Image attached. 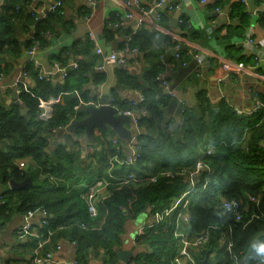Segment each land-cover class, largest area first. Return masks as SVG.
Returning a JSON list of instances; mask_svg holds the SVG:
<instances>
[{"label":"trees","instance_id":"obj_1","mask_svg":"<svg viewBox=\"0 0 264 264\" xmlns=\"http://www.w3.org/2000/svg\"><path fill=\"white\" fill-rule=\"evenodd\" d=\"M29 2L6 0L7 4L0 13V56L20 57L33 47L35 41L42 44L46 34H52L62 23L63 18L59 15L62 9L36 22L35 14L26 8ZM231 2L214 0L210 8L228 10V19L237 22L226 25L228 35L245 34L251 26L252 13L247 3ZM256 6L257 9L264 6V0H256ZM258 22L264 27V10H259ZM19 24L31 28L33 32L32 39L24 44L17 36L16 26ZM110 24L122 26L125 23L122 24L119 17L113 14L109 19ZM155 40V34L144 28L133 34L129 46L141 53L154 46ZM124 46L123 41L119 49ZM76 47L74 45L64 50L60 55L63 59H53V63L67 68L74 61L78 63L77 68L68 70L64 85L40 80L37 76V85L30 92L21 87L20 101L26 113H22L21 105L7 108L0 100V184L7 185L11 180L23 182L27 178L33 181L31 187L4 194L5 204L0 212V220L6 221L15 213L27 214L37 210H45L49 214V222L39 229L38 238L21 245L24 252L31 256L41 241L46 242L43 253L55 251L62 241H69L75 245L79 264H86L90 253L102 250L115 259V249L122 242L127 221L150 212L151 205L159 210L169 207L174 197L189 189L190 183L185 175L194 170L207 146L224 140L227 146L205 159L212 173L201 174L199 186L206 184L207 188L190 202L191 223L184 227V231L193 236L207 231L210 233L208 243L192 254L198 264L264 262V108L252 116L240 114L225 100L218 106L214 105L204 91L199 95L198 106L182 113L177 100L159 93L162 89L157 78L170 66L186 67L183 61L188 64L190 59L186 56L185 59H175L174 54L166 59L162 53L159 63H153L145 74L144 84L139 78L129 75L123 66L116 72L120 89H136L145 97L142 103L135 101L136 106L133 107L132 101L123 99L119 89L113 90L111 95L113 104L121 111L135 109L144 112L137 119L141 130L137 163L127 168L118 165L112 167L111 159L116 154L125 157L127 150L125 141L120 139L122 147L117 152L112 139L118 136L111 131H100L99 137L93 135L91 140L98 141V144H90L94 150L83 158L79 139L84 135V129L76 132L77 141L71 135L67 136L68 143H73L71 149H68V144L54 148L50 145L54 131L67 126L70 116L78 120L86 116L82 110L76 111L78 101L73 93L81 91L91 78L98 85L106 81V74L102 70L93 73L95 60L77 61L72 58V54L89 53L94 47L93 42L88 41L85 52ZM32 69L34 66L30 63L25 67L27 74ZM191 69L186 68L187 72ZM63 92L70 93L65 97V103L54 106L53 116L49 120H41L40 99L48 101ZM84 99L86 103L95 101L86 96ZM177 106L182 119L179 123L175 116L170 115ZM216 107L219 111L215 110ZM19 160L31 166L27 168L26 165L21 169ZM109 173L116 179H110ZM128 173H135L139 181L123 184L122 180ZM101 177L107 178L110 185L99 199L97 217L92 218L85 199L86 186ZM151 178L156 181H149ZM233 199L242 205L240 221L221 208L223 200ZM176 215L172 213L155 228L146 230L140 240L148 245L147 253L136 258L134 264H174L180 250V243L173 234ZM225 231L231 234V252H227L226 247L219 243ZM28 260L8 264H27Z\"/></svg>","mask_w":264,"mask_h":264},{"label":"crops","instance_id":"obj_2","mask_svg":"<svg viewBox=\"0 0 264 264\" xmlns=\"http://www.w3.org/2000/svg\"><path fill=\"white\" fill-rule=\"evenodd\" d=\"M95 1L97 2V6L91 10L89 0H66L61 14H59L63 18L62 23L40 44L33 58L27 55V52H24L20 57H14L13 55L0 56V67L2 69L0 76V100L4 102L7 108L15 105L12 99L14 94L20 99L22 89L17 88V82L23 78L22 73L25 67L29 63L33 65L30 62L31 59H35L38 64L33 65L34 69L28 71L29 73L24 80L25 86L29 91L37 85V76L40 73L54 72L53 59H63L60 55H63L64 50L71 49L74 45H77L76 48L78 50L85 52L86 45L90 40L89 34H93L99 46L105 52L109 53L118 50L125 36L134 32L135 22L132 21L126 22L121 28H116L115 26H111V24L109 25L111 15L122 10L120 0ZM139 1L143 6H149L156 0ZM238 1L242 0H232V2ZM51 2L52 0H46L45 4L48 6ZM171 3L181 4V16L190 20L191 27L184 28L177 25L174 28L172 23L177 12L170 13L169 11H165L164 13L165 17L161 23L162 26L173 30L176 34L186 39V43L184 44L185 50L190 51L191 47L198 46L208 59V62L203 68L202 76L196 73V61L192 56H186L190 59L186 67L178 68V66H170L166 70L167 79L174 83L177 96L183 101L186 108L189 111L190 109H195L198 106L199 95L204 91L214 105L218 106L222 100H225L235 111H250L253 106V98L256 94H259L264 103V27L258 22V12L259 10H264V6L256 9L252 13L251 26L245 34L234 33L228 35L226 25L229 23L236 24L237 22L228 19V14L226 13L228 10L222 11L223 13L221 14L211 9L210 4L214 3V0H210L207 4L202 3V0H173ZM6 4V0H0V13L3 12ZM16 30L17 36L23 44L32 39L33 32L31 28L27 29L25 25L19 24L16 26ZM248 37H252L255 40L256 48L248 45ZM156 39L154 46H152L153 48L144 49L143 52L136 55H130L127 58V64L123 66L129 75L139 78L142 84H144L145 74L153 63H159L158 59H160L162 53L165 54L166 59L174 54L172 50L174 39L172 37L162 33ZM87 53L82 54L79 52L76 55L72 54L74 55L72 58L77 61H85L86 59L95 60L96 65H101L100 58L94 52V47ZM225 58L245 64L248 67L247 72L239 75H229L224 65H222L223 59ZM96 65L93 73L98 72L97 67L99 65ZM187 66L192 67L188 72L186 70L188 68ZM71 69L72 67L68 68V70ZM119 69L120 66L116 64H107L105 69L102 70L106 74V81L103 84H95L93 78H91L83 86L81 91L76 90L73 93L74 98L78 101V106L75 108L76 111L81 110V107L87 105L84 96L90 98L92 95H96L98 99H95V105L100 106L101 97L104 95L111 96L112 91L115 89L120 90L119 92L125 101L140 102V93L136 89L119 88L116 76V72ZM221 78H224L223 83L219 81ZM15 82L16 85L14 84L12 86L11 84ZM53 82L64 85L66 81L61 80L59 76L54 74ZM161 92L169 95V93H166V90H159V93ZM69 94L67 92L61 93L63 95L61 104L65 103V97H68ZM21 107V111L24 110L22 113H26L27 110L23 105ZM215 110L219 111L217 107ZM179 111L180 109L177 106L170 114L177 118L178 123L181 121ZM125 127L131 132L132 137L134 135L132 121L127 122ZM100 131L97 130L93 135L99 137ZM107 131L115 133L111 129ZM83 134L79 142L83 149L82 157L86 158L90 154L89 152L94 150L89 145L96 144L98 141H92L91 137L93 135H87L85 130ZM71 138L77 141V138L73 136ZM120 139L126 141L122 138ZM68 141L62 131H57L51 136L50 145L54 148L61 144H68V149H71V144L73 143H68ZM74 148L77 149V147ZM90 148L92 150H89ZM98 148L100 149L99 146ZM29 166L31 164L27 165V168ZM12 182H29L27 187L33 186L31 178H27L23 182L11 180L7 185L0 184V212L5 204L4 194L10 190H18L13 189ZM42 221L43 217L35 215L30 222L36 229V235L26 239H20L17 237L16 232L26 222H29L26 213H15L6 221H3V219L0 220V264H8L9 262L22 261L29 258L30 255L24 252L21 245L35 237L38 238ZM150 221V212L148 211L141 214L138 218L128 220L125 226V232L122 235V242L115 249V259L102 250L99 253H90L86 264H134L133 261L136 258L147 253L148 245L143 244L140 239L142 238L141 232L151 225ZM60 245L61 249L54 251L53 263L51 264H71L76 259L75 245L69 241H62ZM132 250H134V257L128 262H124L119 257L120 253ZM179 251L177 257H175L174 264H187L184 258L179 257Z\"/></svg>","mask_w":264,"mask_h":264},{"label":"built area","instance_id":"obj_3","mask_svg":"<svg viewBox=\"0 0 264 264\" xmlns=\"http://www.w3.org/2000/svg\"><path fill=\"white\" fill-rule=\"evenodd\" d=\"M66 0H52V2L47 6L45 4L46 0H30L29 4L27 5V9L31 13L35 14V21L38 22L41 19H44L48 17L51 14H55L59 12L65 3ZM122 10L121 12H117L116 15L119 17L120 22L126 23L128 21L135 22V30L132 34L126 35L124 38L125 46L122 49L115 50L113 52H105L101 46L97 43L95 36L93 34H89V39L94 43V52L98 58H100L101 65L97 67L98 70H104L105 66L107 64H116L118 66H124L127 64V58L130 55H136L139 54L138 49H131L129 46V43L133 39V34H136L140 31H142L144 28L150 29L154 34L155 37L158 38L160 34L164 33L172 39H174V46L172 48L174 52L175 59H185V56H192V58L196 61V73L199 76H202L203 68L205 67L206 63L208 62V59L205 57V55L202 53V50L198 46L191 47V50H185L184 44L186 43V39L183 36H180L176 34L173 30L164 28L162 26V21L164 18V11H169L170 13L173 12H181V4L180 3H171L173 0H156L154 3H152L149 6H143L139 0H120ZM210 0H202V3L207 4ZM242 2L247 3V0H242ZM89 6L90 9L93 10L97 6V2L95 0H89ZM219 13H223L220 9L216 10ZM225 14V13H224ZM177 25L179 26H186L187 28L191 27L190 20L180 17L177 21ZM121 25H115V27H118ZM51 35V33H47L46 37ZM247 43L249 46L256 48L255 40L252 37L247 38ZM191 45V44H190ZM40 47L39 41H35L33 47L27 51V55L33 58L34 54L36 53V50ZM33 65H37V61L35 59H31L30 61ZM183 65H187V61H183ZM226 68V71L229 75H239L243 72H247L248 67L243 63L235 62L231 59L225 58L223 59V64ZM70 67L77 68L78 63L72 62L70 64ZM53 69L54 72H45L39 74L40 80H46L49 82H53L54 80V74L60 77L61 80L66 81L68 78V68L62 67L59 63L54 62L53 63ZM23 78L17 82V88L24 87L23 89L25 91L30 92L26 86H25V78L27 77V71H23ZM157 80L159 81V86L162 90H166L169 95L178 101L179 105L181 106L182 113H185L187 108L183 101L178 98L177 92L174 87V83L171 82L166 77V72L161 73ZM221 83L224 82V78H221L219 80ZM16 85V84H15ZM63 95H60L57 98H52L48 101H44L40 99V109L41 112L39 114V117L41 120L47 121L53 116L54 112V106L61 103ZM253 106L250 111H237L240 114L245 115H254L258 111L264 108L263 102H261L259 98V94H256L253 98ZM19 103L21 104L20 99H18ZM112 104L113 100L111 99ZM145 101V97L143 94L140 93V102L142 103ZM93 101H90L87 103L93 104ZM133 107L136 106V102H131ZM114 105V104H113ZM115 106V105H114ZM118 111L120 115H125L129 118H131L132 126H133V136L125 141L127 155L125 157H120L118 154H116L111 159V165L114 167L115 165H118L119 167H131L134 164L137 163L140 153H139V135L141 134V130L138 126L137 119L140 116V114L144 113L142 110L136 111L134 110H125L121 111L118 108ZM181 119V118H180ZM182 120V119H181ZM69 125L59 129L55 130L62 131L65 134V137L69 136L68 132ZM114 146L116 147L117 152H120V149L122 147V142L119 137H116L112 139ZM223 146H227L226 141H220L218 144H211L207 146L206 151L204 153V156L202 159H200L194 168V170L190 173L185 175L183 173L182 175L187 177V181L190 183V187L188 190L182 192L180 195L173 198L171 204L169 207L164 208L162 210L157 209L155 205H151L149 208L150 211V219H151V225L149 228H146L141 232V235L144 236L147 229H153L156 227V225H159L166 219V217L171 216L172 213H177L176 219H175V228L173 231L175 239H177L180 243V251H179V257L184 258L187 262V264H198L195 258L193 257V253H189V249H193V252L195 250L201 249L205 244L208 243L210 233L207 231L199 236H193L190 235V233L184 231V227L188 226L191 223V216L190 212L188 210V206L190 202L201 192L205 191L207 186L206 184L202 185L200 187V179L201 174L203 172H208L211 174L212 170L205 162V159L211 158L214 155H216L220 149ZM264 146V143L262 144ZM89 150H92L90 148ZM19 167L21 169H24L27 165L25 161L19 162ZM110 179H116L112 175H110ZM121 181L120 179H117ZM138 178L136 177L135 173H128V175L125 176V179L122 180L123 184H126L128 182H138ZM149 181L155 182V178H151ZM110 185V182L107 178L101 177L98 178L93 183L87 185V193L85 194V199L88 204L89 214L92 218L97 217L98 215V203L101 196H103V193L105 192L106 188ZM253 201H255L254 198H252ZM221 208L227 212L232 213L237 221H240L242 219V205L238 200H223ZM40 215L43 217L42 226H46L49 222V214L45 210H37V211H29L26 216L29 220V222H26L21 228H19L16 232L17 237L20 239H26L28 237H32L36 232V229L33 227L30 220L35 216ZM230 232L225 231L222 236L219 239V243L221 246L226 247L227 252H231V249L233 247V243L230 239ZM46 244L45 241H41L38 243V245L35 247V249L32 252V255L29 257L27 264H51L53 263V254L54 251H50L47 253H43L44 245ZM61 245H58L56 250H60ZM71 264H79V262L75 259ZM237 264H247L246 262L237 263ZM255 264H264V262H259Z\"/></svg>","mask_w":264,"mask_h":264},{"label":"water","instance_id":"obj_4","mask_svg":"<svg viewBox=\"0 0 264 264\" xmlns=\"http://www.w3.org/2000/svg\"><path fill=\"white\" fill-rule=\"evenodd\" d=\"M247 5L251 13H254L257 9L256 0H247ZM181 17V12H177L174 16L172 26L177 27V21ZM53 70V69H51ZM15 83H12L13 86ZM166 93H168L166 91ZM91 100H97L96 95H92ZM13 101L15 105H21L18 101V97L14 94ZM101 105L96 106L95 101L93 104L86 105L81 107V110L85 113V117L81 120L76 119L74 116H70V124L68 127V132L74 138H77L76 132L79 129H84L87 135L92 136L96 133L97 130L107 131L111 129L114 131L120 138L124 140H129L131 137V132L125 127L127 122L131 121V118L118 114V108L112 104L111 96L104 95L100 99ZM97 104V103H96ZM24 112V110L22 111ZM13 189H21L27 187L29 182L25 183H11ZM135 250V249H134ZM134 250L125 251L119 254V257L124 261L128 262L134 257ZM189 253H193V249H189ZM200 264H205L201 262Z\"/></svg>","mask_w":264,"mask_h":264}]
</instances>
